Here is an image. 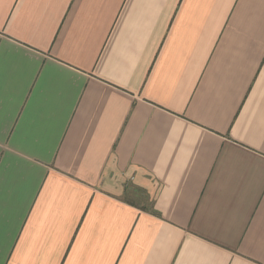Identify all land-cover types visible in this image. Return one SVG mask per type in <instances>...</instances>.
Masks as SVG:
<instances>
[{
  "label": "crops",
  "instance_id": "crops-1",
  "mask_svg": "<svg viewBox=\"0 0 264 264\" xmlns=\"http://www.w3.org/2000/svg\"><path fill=\"white\" fill-rule=\"evenodd\" d=\"M0 264H264V0H0Z\"/></svg>",
  "mask_w": 264,
  "mask_h": 264
},
{
  "label": "rangeland",
  "instance_id": "rangeland-1",
  "mask_svg": "<svg viewBox=\"0 0 264 264\" xmlns=\"http://www.w3.org/2000/svg\"><path fill=\"white\" fill-rule=\"evenodd\" d=\"M128 193L134 199H145L146 197V192L137 187H130V192Z\"/></svg>",
  "mask_w": 264,
  "mask_h": 264
}]
</instances>
